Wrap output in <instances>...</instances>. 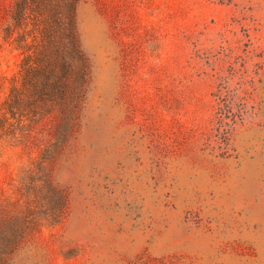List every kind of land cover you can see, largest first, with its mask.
Instances as JSON below:
<instances>
[{
    "label": "rangeland",
    "instance_id": "rangeland-1",
    "mask_svg": "<svg viewBox=\"0 0 264 264\" xmlns=\"http://www.w3.org/2000/svg\"><path fill=\"white\" fill-rule=\"evenodd\" d=\"M32 3L0 0V264H264V0H79L86 79L11 111Z\"/></svg>",
    "mask_w": 264,
    "mask_h": 264
},
{
    "label": "trees",
    "instance_id": "trees-1",
    "mask_svg": "<svg viewBox=\"0 0 264 264\" xmlns=\"http://www.w3.org/2000/svg\"><path fill=\"white\" fill-rule=\"evenodd\" d=\"M78 1L33 0V10L44 17L45 26L42 35L47 45H44L43 50L32 60H23L22 84L20 88H14V101L9 103L11 111L19 109L22 99L29 107L36 108L47 102L63 103L79 90L77 83L81 84L86 79V60L79 46L76 28L75 15ZM60 8L67 19L65 21L59 18ZM44 10L49 11L51 16L45 15ZM51 25H57L60 29L64 27L63 31L61 30L66 40L64 49L59 47L50 51L49 46L55 37ZM76 62L82 63V70L76 69Z\"/></svg>",
    "mask_w": 264,
    "mask_h": 264
}]
</instances>
